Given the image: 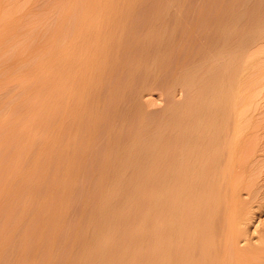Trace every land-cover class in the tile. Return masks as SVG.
<instances>
[{
	"label": "rangeland",
	"instance_id": "rangeland-1",
	"mask_svg": "<svg viewBox=\"0 0 264 264\" xmlns=\"http://www.w3.org/2000/svg\"><path fill=\"white\" fill-rule=\"evenodd\" d=\"M95 1L97 2V0ZM100 1L101 0H99V2ZM116 1L121 2L120 0H116ZM182 1L183 0H145V1L134 0L136 6H134L135 4L134 3L131 9L129 10V13L132 12V15L131 13L130 15L128 13L129 16L126 19L127 23L131 22L130 23L131 26L125 22V25L127 24V26H124V29L125 28L126 29L123 30L124 33L127 34L123 33L122 35L125 38V40L127 39V41L124 40V42L127 44V48L125 47L126 45L125 43L124 46L122 45L124 39L122 37L123 38L121 40L122 43L120 42L121 46L119 45L117 48L118 50H116V52L118 53L117 56L116 52H114L116 53L114 55V53L110 54L111 52L110 53H108L107 51L104 52V50L101 49V46L106 44V42L103 41L105 39L97 38L95 40V38H93L92 36L86 35L88 32L89 33L91 32L90 31L91 28L89 29L87 27L93 28L94 26L93 31L95 30V28H97V24L95 25L93 23L94 24L93 25L90 22V20L97 21L98 16L101 14L100 16L102 17L103 14L102 8L101 9L99 8L97 10L91 8L89 9V7H84L85 6L84 3H86V0H73V1L72 0L71 1L70 0H0V264H76L74 263V261L78 262V260L80 259L79 256L81 257V259L79 260L78 264H84L83 262H85V264L86 263L87 264H114V263L141 264V262L144 264L147 263L150 264V262L151 264L157 263L161 254H160V250L158 251L157 249L159 248V246L153 245L155 243H154V235H153L154 231L152 229L153 227H155L154 226L155 222L152 221L154 220V216L151 213H149V212L153 213V211H151L153 209H151V205L149 204H151L150 199L153 197L152 195H155V197L156 196L159 197V198L157 197L158 199L157 203H158L163 199L162 196L165 194V191L164 190L162 191V187L160 186L161 185L160 183L161 178L159 177L160 174H157L158 172L157 170H159L160 166H158V168L156 166V164L157 165L160 164L159 161H161V159L160 158L158 159V157L156 158L151 157L152 159L148 160V162H146L147 164L145 163L144 168L140 163L142 160L141 157L144 154V152H146L148 149L150 150L151 147L152 149L155 147H159V149L155 148L154 150L155 151L160 150L161 153L159 151L158 153H160L161 156L162 154L169 156V154L172 152V149H174V146L176 147V137L178 134V129L176 125L177 120L174 116H177L178 111L176 110H178V108L175 107H179L177 102L182 101L187 95L185 94V90L182 89L180 84L179 85L175 84L177 83V81L174 78L178 73L177 64H179L180 61H182L183 59V57L181 58V55L184 56L185 54H188L191 57L192 51L197 47V45L202 43L199 42V40L194 37H192L193 38L192 43H189V41L191 42L192 38L188 36L186 39V37L184 38V36L180 34L181 32L179 33V31H182V29H180V25H182L181 26L182 28L183 25L186 26L185 23L188 22L187 26H190L191 24L193 25L192 27L195 26L196 28L198 27L199 24L198 27L199 30L201 29V31H203L202 27L203 29L206 27L200 25V23L202 24V22H204L205 24L203 23V25L209 26L208 27L209 29L208 28L206 29L210 30V28H212V26L215 25L212 23H217V21L215 20L216 19L215 16L218 17V13H219L218 10H220L221 7L222 9L220 11L222 12L226 9L225 10L226 12L225 11L224 12L226 13V16H228L229 12L231 11L230 7L232 8L231 5H233V7H235L236 9H238L239 7L240 10L239 15H241L239 19L237 17L236 18L237 20H235L236 23L238 21L237 25L235 24V21L229 25L231 26V31L237 30L238 28L237 30L238 32L240 31L241 33L242 32L245 33L251 27L250 25L249 28L247 29L248 27L247 25H249V23H252L253 26V24L257 20L261 18L264 19L262 16L264 15V12L262 13V11H264L263 0H259V1L258 0H243V1L242 0H236V1L235 0H229V1L228 0H222V1L221 0H210V1L186 0L183 1V3ZM231 1H234L235 3L234 4L231 3L230 5L229 2ZM240 2L242 5L244 4L243 7H240L241 6ZM78 3L83 5L80 4L78 5ZM227 3H229L228 4L230 6L229 8L228 5H226ZM237 3H239L240 5H238ZM256 3L258 5H255ZM213 4L216 5L214 6ZM224 4L226 5V8L223 9V6L225 7ZM235 4H237L238 6H236ZM246 5L247 7H249L248 10H246L247 9ZM185 6L186 8H184ZM189 6H190V10H189ZM197 7L198 8L200 7V9H202L201 18L205 17L204 19L205 21H203V19H200L202 21H200L199 23L195 21L197 19V18L195 19V16L197 17L196 14L198 9ZM73 8H75L76 10H74ZM227 8L230 10L227 11L228 10ZM250 8H252V11L254 10L253 15L250 13L252 12L249 10ZM79 9H81V11ZM138 9L139 11H137ZM150 10L153 11L151 12ZM205 11L207 14L205 13ZM190 12H193V14H191ZM91 13L95 18H92ZM223 13H219L218 18H221V20L217 19L219 20L218 22L227 21L225 19L227 17H224ZM180 14L183 15L181 16ZM211 14H213L212 20H211V16H212ZM220 14H223V16L221 15L220 17ZM148 15H150L151 17L150 20L148 18L149 17ZM253 16H256L255 19L256 21H254V18L252 19ZM258 16L260 18L257 19ZM222 17L224 19H222ZM240 18L241 19L243 18L245 21L243 19L241 20ZM249 18L250 20L252 19L253 21L250 22ZM206 19L208 20L206 21ZM209 20H211V22ZM166 21H168L169 23ZM177 21L180 22V24ZM240 21H242L243 24ZM208 22L211 23L212 25H209ZM135 23L137 24V26ZM158 23H161L162 25ZM195 23L197 24V26ZM233 23L235 26L232 25ZM129 26L131 27V29H128ZM85 27L88 30L85 29ZM144 27L145 28L150 27L148 28L150 33L148 32V34L143 35V33H145V31L148 30V29L145 30ZM241 27L243 28L241 29ZM198 28L196 29L198 30ZM173 29L175 30L173 31ZM206 29H204V31H206ZM243 29L244 31H242ZM262 29L264 30V28ZM262 29H261V35L259 39H257L258 41L256 40L252 42L254 44V47H252L253 45L251 47L249 46L252 50L249 47H248L249 50L248 48H246L245 49L246 51H243L242 54L239 56V58H241L240 59L241 61L239 60V58L236 59L237 63L235 62L236 63L235 66L236 65L237 66L235 67L233 65L234 66L233 68L235 69L233 70L232 68V73L230 72L231 73L230 75L232 74L234 75L235 72L234 77L232 78V76L229 75L230 78L232 79L229 80L228 78V83L230 82L228 93L229 95L234 94L232 95V97L228 95L229 96L228 107L232 98H234V100H232L233 104H235L237 100L238 102L239 101L240 102L239 103L237 102L236 103L237 105L235 104V108L233 107L234 105L233 106L230 105V108L231 106L233 107L231 108V111L234 112V110L232 109H237L240 107V105L241 107L239 109L241 110L237 109L239 111V114L238 111H235L233 114H231L230 108H228L229 110H227L228 111L227 114L230 113L232 117L230 116V114L227 115L226 126L228 125L229 127L227 126L228 128L226 129L225 126L226 132L224 131V134L226 133L225 134L226 136L228 134V137L230 135L231 136L229 138H226L224 136V144L223 147H221L222 150L220 152L221 154L218 159L219 162L217 163L216 166L217 168L216 172L218 171V176H219V178L217 177V179H219L217 180L218 183H220L223 179H225V181L224 180L222 181V184L220 183V188L223 187V192L222 190L221 192L227 196L225 197L222 194V197H224L222 198L223 202L224 203L226 201L229 202L230 199L228 196H233V198H231L229 203L226 202L229 210L227 211L230 212L229 206H231L233 212L235 211L233 210L235 208L237 211L234 212L235 215L234 213L231 214L232 212L228 213L226 211L229 220L226 219L227 216L226 213H224L225 208L222 209L224 214H222L220 208L216 216V221H215L216 232L214 230V234L216 235V237L218 236L217 237L218 239L214 238L215 237L214 235L213 241L218 243V245L214 243L216 246L213 245V247L215 248H212L210 250V254L212 256L214 255L213 257L216 256L215 259L217 261V264H264V32ZM168 30L170 31L172 30V31L170 32ZM79 31L80 32L84 31V34H82L83 32L79 33ZM159 31L161 34L159 33L158 35ZM176 31L179 33V35ZM237 31H232L233 33L232 32L231 33L232 34L235 33V35L237 36L242 35L239 34ZM164 35L168 38V41L170 40V43L168 41H165L166 39ZM161 36H163L164 38ZM89 37L90 39H88ZM182 37H183V41L185 40L187 42L184 41L185 42L184 43L182 40H179L182 39ZM148 42H150V44ZM163 42H167V44L165 45V43L163 44ZM177 42L179 44L181 42V45L183 44L184 45L181 47V45H178ZM194 42H197L199 44ZM188 43L191 45H189ZM153 44L155 45V47L153 46ZM185 44H187L186 45L187 48L189 45V48L188 49L186 48V50L189 51L191 50L190 52L184 49ZM140 45L143 47L142 50L144 54L141 50L142 47ZM158 45L159 48L160 47L162 48V49L160 48L161 50L157 48ZM255 45L257 47H255ZM122 46L124 47V49L122 48ZM92 48H94L95 51H93ZM179 48L182 54L178 50ZM145 49L146 52L144 51ZM163 49L166 50L164 51ZM169 49L170 50L173 49V51L175 50L174 51L175 53L170 51ZM183 49L184 51H186V53L183 52ZM119 50L120 52H118ZM253 50H255L256 52H254ZM171 53L172 54L174 53L173 54L174 56ZM98 54L100 55L104 54V55L100 56ZM128 54L130 57L128 56ZM156 55L158 61L157 59H154L155 61H153V58H155ZM107 56L109 57L111 56V57L109 58ZM144 56L146 57V59ZM95 57L100 58L101 60H106L110 64H108V67L105 68L107 69L106 71L104 69V72L106 73L104 74L103 72V74L101 75L102 76L101 81L99 82L98 86L93 90V89L84 88V84L88 79H90L93 76V72H92V70L94 71L93 60L96 59ZM115 58L117 59V61L115 60ZM135 60L139 61V63L137 62V65L135 64L136 63ZM151 60L153 61V64ZM249 62L251 64H249ZM112 63L113 66L111 68ZM148 63H150V65ZM133 64L136 65L137 67L134 66ZM241 65H243L244 67H246L247 65V67L244 68ZM250 65L253 66L251 67ZM87 66L88 67L92 66L93 68L92 67L87 68ZM147 66L150 67L147 68ZM168 66L171 68H169ZM241 67L243 68L241 69ZM151 68H153V70L150 71L149 74L148 70H151ZM109 69L112 70V72ZM127 73H130V75ZM133 73L135 74V76ZM236 73L237 74L241 73V74H238L237 76ZM144 76L145 79H143ZM240 78L242 79L239 80ZM243 81L245 84L243 83ZM232 82L235 83L236 86H234ZM112 84H114L116 88L112 86ZM132 86L134 88H132ZM241 86L243 87L241 88ZM238 87L241 88V90H239ZM100 88L101 90H99ZM110 90L111 92H109ZM83 91L85 92V94L83 93ZM131 92L133 93L130 94ZM90 94L91 96L93 95L94 98L90 96L88 97V95ZM86 96L88 97V99L86 98ZM238 96L240 97L241 100L239 99ZM126 97L128 99H126ZM94 101L95 102L97 101V103H95ZM81 103H83L82 106ZM87 109L89 112L87 111ZM170 110L173 111L170 112ZM130 111H132L131 113L132 115H130ZM236 112H237L236 114L237 116L241 114L242 115L237 118V116L235 115ZM94 113H96L98 116L97 120L100 119V116L102 120L101 119L99 121L96 120L94 122L96 123V125L94 124V128H93V129L96 128V131L92 130L91 132H89L88 127L91 123V120L93 119ZM139 114H141L140 116L142 117H140ZM128 115L130 116V118L128 117ZM234 115H235V119H233ZM117 116L119 117V119ZM163 116L165 119V121L163 122L164 128L161 123L162 120H164ZM168 117H170L171 119H169ZM229 117H231L233 120H236L237 122L236 121L234 122L237 125L234 124V122L232 124V121L228 119ZM70 118L71 119L73 118L74 120L73 119L71 120ZM145 118L148 119L146 120ZM166 118H168L171 121H169ZM138 119L139 121L142 120V122L139 123ZM128 120H133V122ZM240 120H242V122ZM173 121L176 123L174 124ZM72 123L75 124V127L73 126ZM114 123L115 124L117 123V125H115ZM156 123L157 124L160 123V124L157 126ZM229 123L231 126L233 125V127H230ZM140 124L143 125L144 129L142 128L143 130H141V133L139 134V136H137L138 140L140 141V142L137 141L139 145L136 144L135 145L136 149L134 148L135 151L138 150L137 153H139V156L136 153L137 154V156H135L136 158L133 157L134 162L135 163L138 162V164H136V166L133 165L134 162L132 159L130 161L131 167L124 166L122 168L123 171L120 170L122 172L119 171L115 174H110L108 169L109 164L107 163H109L110 159H112V155L114 156L116 150H118L120 147H123V145L125 146L126 144L129 143V141L132 139V136L135 134V131H137V129L140 128L139 127L141 126ZM144 124L147 128L148 126L149 128H151V126L152 128L154 127L153 128L154 130L152 128L151 129L148 128V129L151 131L152 130L155 131V133H157L156 134L157 136L155 135L154 132L150 133V131L148 130L146 131L145 129L147 128L144 126ZM168 124H169L168 126L169 129H167ZM238 124H240L241 127ZM160 126L162 131L159 130L160 128H158ZM237 126L238 128L240 127V129H238ZM129 127L132 129H130ZM231 128L235 129V132H233L234 130H232ZM64 129L67 131H65ZM228 129L230 132L228 131ZM144 130L145 133L143 132ZM163 130L165 133L163 132ZM83 131L84 133H82ZM133 131L134 133H132ZM175 131L177 132L176 134ZM166 132L168 134L167 136H166ZM172 132L174 133L171 134ZM153 133L155 136H153ZM158 133L160 134V137H158L159 136ZM161 133L165 134V136H163L165 137V140L162 137L164 140L163 143L161 142L163 141L161 140L162 139L161 135H163ZM115 134L116 136H114ZM146 134H148L149 136ZM236 134H238L239 137L242 138L239 140V137ZM87 135H90V137ZM172 135L173 137L175 136V138H173ZM126 137L127 139H125ZM145 137H147V141ZM149 137L150 139H148ZM170 140L172 141L170 142ZM109 141L112 143H110ZM121 141L123 144L122 143L120 144ZM152 141H155L156 144L150 146L153 143ZM173 142L175 144L172 145ZM158 143H160L161 146L160 145L158 146ZM168 143H169L168 148L172 147V149L170 148L168 150L167 148ZM234 144L236 146H233V150H231L232 149L231 147ZM242 144H244L245 146H243ZM148 145L150 148L147 147ZM239 145L242 147H240ZM65 146L67 148H65ZM109 147L110 149L108 153L106 151ZM141 147L142 148L144 147L143 150L146 148L147 150L141 151L142 149ZM106 155H109L110 158L109 156ZM222 157L224 159H222ZM226 157L229 158L228 161ZM104 158H108L109 161L106 162V159ZM157 160L159 164L156 163ZM220 161L221 162L223 161L224 164H221ZM239 161H240V166H242L241 171H240L241 167L239 166L238 163ZM153 162L154 164H152ZM225 162L229 163L230 166ZM232 163H234V165ZM226 164L228 166H226ZM126 165H128V163ZM132 165L135 168L132 167ZM139 167L141 170L139 169ZM149 167L150 169L152 168L151 169L152 171L150 169H149L150 171L148 170ZM235 167L237 169H235ZM70 168L72 170H70ZM102 169L105 170L102 171ZM134 169H136L138 175L136 174L137 172ZM64 172L66 173V175ZM127 172H129L130 175ZM148 174H150V176L152 175L153 176L150 177L148 176ZM155 174L157 177H155ZM101 175H103L104 177H101ZM110 175H114V176H110ZM133 177L136 178L139 177V178H137L136 180V178ZM108 178L111 180H109ZM154 178H157V180L159 178L158 180L159 182L157 183L156 179ZM230 178L234 181H232ZM146 181L148 182V184ZM223 182L225 183L224 186H223ZM132 183L136 184V185H132L133 188L131 186ZM152 185L155 187L152 188L153 187ZM225 185L227 187H225ZM134 186H136V188ZM144 186L146 187V189ZM224 187L226 188V190L224 189ZM149 188H152L151 190L153 189L154 190L151 191ZM114 189L116 190V194L113 192L115 191ZM132 189L134 193L132 192ZM136 189L137 191H135ZM129 190L131 192H129ZM232 190H234V192L236 193H233ZM112 193H114L115 196L114 195L111 196ZM130 193L132 194V196ZM232 193L233 195H231ZM126 195H129L130 197ZM125 196L126 198L124 199ZM111 197H113V199H111ZM100 198L107 199L105 201H108V208L106 205L104 209L103 208L100 209L101 204L104 202ZM227 198L229 200H227ZM109 200L111 203L109 202ZM146 201L147 203H145ZM230 203H232V205H228ZM47 204L48 206L52 204V206L48 207ZM158 204H157V208H159ZM61 205L63 206L61 207ZM97 205L98 208L96 207ZM233 205L234 207L235 206L237 207L232 208ZM89 207H91V209ZM101 210H103V212H101ZM60 212L62 213L60 214V216L62 215L61 217L57 215V213L59 214ZM99 213L100 215L98 216L97 214ZM141 213L144 214V216L141 215ZM146 213H148L152 219ZM110 214L115 215V217L111 216ZM221 214L225 216L221 217ZM55 215L57 217V218L55 217L56 219L54 218ZM102 217L103 219H101ZM113 217H114V221H113ZM121 217H123V219H121ZM147 217H149V219ZM95 220L98 221V223H100V221L102 220L103 223L105 222V224L103 223L98 224L96 223ZM151 221L154 224L151 223ZM222 221L226 224L227 223L230 224L229 227L231 228V229H227L229 232L227 233L226 231L227 235L224 234V236H223L224 232L222 233L221 231H224L223 228L228 225H225ZM231 222H233L232 225ZM55 223L57 225H55ZM146 224L149 226L148 230L147 229L146 230L149 233L150 239L148 238L149 237L148 233L145 231V229H143V227L146 226ZM115 225L117 226V228ZM123 225L124 227H122ZM112 231L114 233H112ZM71 233L72 234L74 233V235H72ZM128 233L131 235H129ZM124 238L125 240H123ZM94 240H96L97 242H95ZM124 241H126L127 243ZM96 245H98V247H96ZM107 245L110 246L107 247ZM122 245H124V247L126 246V248L120 247ZM219 245L220 247H218ZM147 246L151 247L152 249L148 248ZM137 249H139V251ZM131 250L133 254L130 253ZM215 250L217 251V253ZM113 251L114 252L119 251V252L114 253ZM195 251L198 253V250ZM103 252L105 254L104 256H103ZM124 253H126L127 256ZM137 253L138 255H136ZM134 254L136 255V257ZM145 254L151 257L149 256L147 257ZM82 255H84L85 257L87 255V258H85ZM124 255L126 256V259ZM102 256L107 258H103ZM118 256H120V258ZM130 256L132 257L130 258ZM155 256H157V258ZM194 256H197V254L195 253ZM221 256H223L222 257L223 260L221 259ZM77 257L79 259H77ZM109 259L112 261L110 262ZM133 259L134 260L137 259V260L134 261Z\"/></svg>",
	"mask_w": 264,
	"mask_h": 264
},
{
	"label": "bare ground",
	"instance_id": "bare-ground-1",
	"mask_svg": "<svg viewBox=\"0 0 264 264\" xmlns=\"http://www.w3.org/2000/svg\"><path fill=\"white\" fill-rule=\"evenodd\" d=\"M71 1V0H70ZM73 1V0H72ZM121 2H118V1H116V0H101L100 2H99V0H97V2L95 1V0H86V3H84L85 4V6L84 7H89V9L91 8V9H103L102 11H103V14H102V17L99 15L98 16V18H97V16H96V18H97V21H91L90 20V22L93 24H97V28H95V30L93 31V29H94V26H93V28L92 27H87V28H91V32L89 33L88 31V33L86 34L87 36L88 35H90V36H92L93 38H95V40L97 39V38H101V39H105V40H103V41H105L106 42V44L105 45H103V46H101V44H100V46H101V49H103L104 50V52H108V53H110V54H112V53H114V52H116V50H118L117 48H118V46L120 45V42H121V40L124 38L122 35H123V33H124V30L126 29H124V26H127V24H129L130 25V23L131 22H129V23H127L126 22V19H127V17L130 15V13H131V15H132V12H130L129 13V10L131 9V7L133 6V4L135 3L134 2V0H120ZM137 1H139V0H137ZM143 1V0H142ZM145 1V0H144ZM183 1H186V0H183ZM183 1H182V3H183ZM210 1V0H209ZM222 1V0H221ZM229 1V0H228ZM236 1V0H235ZM243 1V0H242ZM259 1V0H258ZM257 1V2H258ZM264 1V0H263ZM78 2V1H77ZM77 2H75V3H77ZM202 2V1H201ZM214 2V1H213ZM226 2V1H225ZM261 2V1H260ZM61 3V2H60ZM59 3V4H60ZM82 3V2H81ZM198 3V2H197ZM210 3H212V2H210ZM209 3V4H210ZM215 3V2H214ZM222 3V2H221ZM230 3V5H231V3H235L234 1H231V2H229ZM229 3H227L226 5H228ZM244 3V2H243ZM250 3H251V1H250ZM253 3H254V1H253ZM80 3H78V5H79ZM159 4V3H158ZM178 4V3H177ZM176 4V5H177ZM181 4V3H180ZM186 4V3H185ZM205 4V3H204ZM238 5H240L241 4V2H240V4L239 3H237ZM237 4H235L236 6H238ZM247 4H248V2H247ZM58 5V4H57ZM62 5V4H61ZM80 5H83V4H80ZM144 5V4H143ZM160 5V4H159ZM165 5V4H164ZM214 5V4H213ZM212 5V6H213ZM216 5V4H215ZM214 5V6H215ZM225 5V4H224ZM226 5H225V7L223 6V9L224 8H226ZM234 5V6H235ZM244 5V4H243ZM243 5L241 4V6L240 7H243ZM251 5H253V4H251ZM255 5H258L257 3L255 4ZM134 6H136V3L134 4ZM146 6V5H145ZM163 6V5H162ZM181 6V5H180ZM179 6V7H180ZM191 6V5H190ZM190 6H189V10H190ZM206 6H208V5H206ZM211 6V7H212ZM232 6V8H234V9H232L229 5H228V8L230 7V9H231V11L229 12V14H228V16H226V9L222 12V11H220L221 9H222V7L220 8V10H218V12L219 13H223L224 14V17H227V18H225L227 21H224V20H222V21H224V22H218L219 20H221V18H218L219 17V13H218V17L217 16H215L216 17V21H217V23H212V24H215L214 26H212V28H210V30H208L209 28V26H207V25H203V23L204 22H202V24L200 23V25H202V26H204V27H206V28H208V29H206V28H204V29H206V31H204V29H203V27H202V30L204 31H201V29L199 30V24H198V27H196V28H198V30L195 28V26L194 27H192L193 25H191L190 24V26H187L188 24V22H187V19H186V22L187 23H185L186 24V26L185 25H183V27L181 28V26L182 25H180V29H182V31H179V33L182 35V36H184V38L186 37V39H187V37L189 36V37H194V38H197L198 40H199V42H202V43H197V42H194V43H197V44H199V45H197V47L195 48V47H193V48H195L193 51H192V54L191 53H189L190 51L189 50H186V45L187 44H185V50L186 51H189V52H187V53H189V54H191V57L188 55V54H185L184 56L183 55H181L182 54V52L180 51V48L178 49L180 52H181V58L183 57V59H182V61H180V63L179 64H177L178 65V73H177V75H176V77L174 78V79H176V81H177V83H175V84H180L181 85V87H182V89H184L185 90V94H187L186 96H185V98L182 100V101H180V102H177L178 103V106L179 107H175V108H178V110H176V111H178L177 112V116H174L175 118H176V120H177V123L176 122H174L173 121V123L175 124L176 123V125H177V129H178V134H177V137H176V147L174 146V149H172V147H169L168 148V146H169V143H168V145H167V148H168V150L171 148L172 149V152L169 154V156H167V155H164V154H162V156L160 155V153H161V151L160 150H158L160 153H158V151H155L154 149L155 148H158L159 149V147H155V148H153L152 149V147H151V149L149 150H147V148L146 149H144V150H147L146 152H144V154L142 155V157H141V165L143 166V168L145 167L144 165H145V163L146 162H148V160H151L152 158H156V157H158V159L160 158L161 159V161H159V163L161 164H159L158 163V160L156 161V163H158L159 165H157L156 164V166H157V168H158V166H160L159 167V170H157L158 172H157V174H160V178H161V181H160V183H161V187H162V191L164 190L165 191V194L162 196V200L161 201H159L158 203L160 204V206H159V204L157 203V201H158V199H157V197L158 196H156L155 197V195H152L153 197L151 198V197H149V198H151L150 200H151V204H149V205H151V209H153V210H151V209H149V210H151V211H153V213L152 212H149V213H151L153 216H154V220H152V221H154L155 222V224L151 221V223H153L154 224V226L155 227H153V231H154V243L155 244H153L154 246L155 245H158L159 246V248H157L158 249V251L160 250V254H161V256H160V258H159V260L157 261V259H156V261H157V263L156 264H217V261H216V256L215 257H213L211 254H210V250L212 249V248H215V247H213V245H215L214 243H216V242H214L213 241V236L215 235L214 234V230H215V232H216V227H215V221H216V216H217V214H218V211L220 210V208H221V211H222V214H224V213H226V211L228 210V207H227V204H226V202L227 203H229L230 202V200H231V198H233V196H228L229 197V199L227 198V200H229V202L228 201H226L225 203L223 202V200H222V198H224V197H222V194L224 195V193H222L223 192V187H221L220 188V183L222 184V181L224 180L225 181V179H223L220 183H218V181L217 180H219V179H217V177L219 178V176H218V171L216 172V166H217V163L219 162L218 161V159H219V157H220V152H221V150H222V148L221 147H223V144H224V136L226 137V138H229L228 137V134H227V136L224 134V131H225V126H226V118H227V115H229V114H227V110H229L228 108H230V105H234L233 107L235 108V104L238 102V100H237V102L235 103V104H233L232 103V100H234V98H232V100H231V102H230V104H229V107H228V97L229 96H231L232 97V95H234V94H230L229 95V84H230V82L228 83V78H229V80H231L233 77H234V75H235V72H234V75L232 74V75H230L231 73H232V68L235 66V64L237 63L236 62V59L237 58H239V56L242 54V52L243 51H246L245 49L246 48H248L249 46L251 47L252 45V47H254V44L252 43V42H254V41H256L257 39H259V37H260V35H261V29L262 28H264V19H259V20H255L256 19V16H253L252 17V19L254 18V21H256L254 24H253V26H252V23H249V25H247L248 27H247V29L249 28V26L251 25V27H250V29L249 30H245L246 32L244 33V32H238L237 30H238V28H237V30H232V31H237L239 34H242V35H239V36H237V35H235V33L234 34H232L233 32L231 31V26H229L232 22H234L235 20H237L236 18L238 17V19H239V17H241V15H239L240 13H239V7H238V9H236L235 7H233V5H231ZM262 6V5H261ZM260 6V7H261ZM77 7V6H76ZM167 7V6H166ZM177 7V6H176ZM183 7V6H182ZM195 7H196V4H195ZM203 7V6H202ZM246 7H247V5H246ZM251 7V6H250ZM254 7V6H253ZM252 7V8H253ZM72 8V7H71ZM135 8V7H134ZM145 8V7H144ZM158 8V7H157ZM184 8H186V6L184 7ZM188 8V7H187ZM198 8V7H197ZM204 8H205V6H204ZM217 8V7H216ZM219 8V7H218ZM227 8V9H228ZM248 8L249 7H247V9L246 10H248ZM252 8H250L249 10L250 11H252ZM69 9V8H68ZM74 10H76L75 8H73ZM179 9V8H178ZM182 9V8H181ZM194 9V8H193ZM208 9V8H207ZM215 9V8H214ZM230 9H228L227 11H229ZM258 9H259V7H258ZM80 11H81V9H79ZM133 10V9H132ZM166 10V9H165ZM180 10V9H179ZM184 10V9H183ZM182 10V11H183ZM201 10L202 9H200V7L197 9V17L195 16V21L197 22V23H199L200 21H202V20H200V19H203V21H205L204 19H205V17L204 18H201ZM236 10H238V11H236ZM137 11H139V9L137 10ZM151 12L153 11V10H150ZM181 11V12H182ZM195 11V10H194ZM217 11V10H216ZM242 11V10H241ZM155 12H156V10H155ZM186 12H187V10H186ZM189 12V11H188ZM214 12V11H213ZM256 12V11H255ZM259 12V11H258ZM257 12V13H258ZM264 11H262V13H263ZM70 13V12H69ZM128 13H129V15H128ZM191 14H193V12H190ZM205 13H206V11H205ZM243 13H244V10H243ZM252 15H253V13H254V10L252 11V12H250ZM260 13V12H259ZM92 14V13H91ZM149 14V13H148ZM157 14V13H156ZM163 14V13H162ZM186 14V13H185ZM207 14V13H206ZM205 14V15H206ZM210 14V13H209ZM215 14H217V13H215ZM223 14H220V17H221V15L223 16ZM242 14V13H241ZM247 14V13H246ZM261 14V13H260ZM69 15V14H68ZM181 15V14H180ZM183 15V14H182ZM181 15V16H182ZM212 16H211V20H212V18H213V14H211ZM243 15V14H242ZM75 16H76V14H75ZM79 16V15H78ZM149 17V20H150V15H148ZM185 16V15H184ZM183 16V17H184ZM189 16V15H188ZM250 16V15H249ZM263 16V18H264V15H262ZM69 17V16H68ZM67 17V18H68ZM145 17V16H144ZM180 17V16H179ZM182 17V18H183ZM192 17H193V15H192ZM248 17V16H247ZM251 17V16H250ZM71 18V17H70ZM74 18H76V17H74ZM83 18V17H82ZM92 18H95L94 16H93V14H92ZM137 18V17H136ZM165 18V17H164ZM181 18V19H182ZM207 18H209V17H207ZM258 18H260L259 16L257 17V19ZM89 19V18H88ZM145 19V18H144ZM153 19V18H152ZM160 19V18H159ZM161 19H162V17H161ZM160 19V20H161ZM217 19H219V20H217ZM222 19H224L223 17H222ZM241 19V18H240ZM243 19V18H242ZM241 19V20H242ZM250 20V18H249V20H250V22L251 21H253V20ZM87 20V19H86ZM134 20H135V18H134ZM165 20V19H164ZM175 20H176V18H175ZM192 20V19H191ZM194 20V19H193ZM208 19H206V21H207ZM211 20H209L210 22H211ZM244 20V19H243ZM76 21V20H75ZM128 21V20H127ZM130 21V20H129ZM144 21H146V20H144ZM159 21V20H158ZM172 21V20H171ZM179 21V20H178ZM177 21V22H178ZM245 21V20H244ZM243 21V22H244ZM80 22V21H79ZM83 22V21H82ZM125 22L127 23L126 25H125ZM137 22V21H136ZM141 22V21H140ZM166 22H168V21H166ZM176 22V21H175ZM183 22V21H182ZM213 22H215V21H213ZM241 23H242V21H240ZM147 23H148V21H147ZM155 23V22H154ZM162 23V22H161ZM161 23H158V24H161ZM169 23V22H168ZM173 23V22H172ZM179 24H180V22H178ZM209 23V22H208ZM208 23H206V24H208ZM237 23H238V21H237ZM237 23H236V21H235V24L237 25ZM240 23V24H241ZM78 24V23H77ZM93 24V25H94ZM136 24V23H135ZM163 24H164V22H163ZM174 24H176V23H174ZM192 24H193V21H192ZM196 24V23H195ZM205 24V23H204ZM211 23H209V25H212ZM243 24V23H242ZM88 25V24H87ZM162 25V24H161ZM170 25H171V23H170ZM178 25V24H177ZM176 25V26H177ZM232 25H234V23L232 24ZM239 25V24H238ZM89 26H92V25H89ZM131 26V25H130ZM129 26V27H130ZM133 26V25H132ZM136 26H137V24H136ZM140 26V25H139ZM152 26V25H151ZM155 26V25H154ZM169 26V25H168ZM167 26V27H168ZM196 26H197V24H196ZM235 26V25H234ZM246 26V25H245ZM81 27V26H80ZM128 27V29H131V27L129 28ZM178 27V26H177ZM240 27V26H239ZM79 28V27H78ZM82 28V27H81ZM86 27H85V29H87ZM140 28V27H139ZM145 28V27H144ZM148 28H150V27H148ZM147 27L145 28V30L146 29H148ZM153 28H155V27H153ZM159 28H160V26H159ZM175 28V27H174ZM243 27H241V29H242ZM124 29V30H123ZM138 29V28H137ZM158 29V28H157ZM165 29V28H164ZM171 29H172V27H171ZM235 29V28H234ZM240 29V28H239ZM245 29V28H244ZM244 29L242 30V31H244ZM82 30V29H81ZM88 30V29H87ZM144 30V31H145ZM151 30H152V28H151ZM150 30V31H151ZM154 30V29H153ZM175 29H173V31H174ZM263 30V29H262ZM127 31V30H126ZM141 31H142V29H141ZM140 31V32H141ZM162 31V30H161ZM168 31H170V30H168ZM172 31V30H171ZM170 31V32H171ZM81 32H83L82 34H84V31H81ZM80 31H79V33H81ZM131 32V31H130ZM129 32V33H130ZM148 32H149V29L148 30H146L145 31V33H143V35L145 34H148ZM177 32V31H176ZM232 32V33H231ZM236 32V33H237ZM263 32H264V30H263ZM262 32V33H263ZM142 33V32H141ZM150 33V32H149ZM152 33V32H151ZM159 33H160V31L158 32V35H159ZM173 33V32H172ZM171 33V34H172ZM178 33V32H177ZM179 33H178V35H179ZM124 34H127V33H124ZM161 34V33H160ZM165 34V33H164ZM180 35V36H181ZM125 36V35H124ZM142 36V35H141ZM165 36V35H164ZM173 36V35H172ZM179 36V37H180ZM86 37V36H85ZM123 37V38H122ZM134 37V36H133ZM137 37V36H136ZM157 37V36H156ZM161 37H163V36H161ZM169 37V36H168ZM171 37V36H170ZM176 37V36H175ZM143 38V37H142ZM164 38V37H163ZM84 39V38H83ZM88 39H90V37L88 38ZM165 41H168V38L165 36ZM171 39V38H170ZM178 39V38H177ZM190 39V38H189ZM85 40H87V39H85ZM94 40V41H95ZM124 40H125V38L123 39V43H122V45L124 46ZM148 40V39H147ZM150 40V39H149ZM162 40V39H161ZM164 40V39H163ZM173 40V39H172ZM171 40V41H172ZM179 40H182L183 41V37H182V39H179ZM179 40H177V41H179ZM192 40H193V38L191 39V42L189 41V43H192ZM93 41V40H92ZM125 41H127V39L125 40ZM156 41V40H155ZM159 41V40H158ZM181 41V42H182ZM185 41V40H184ZM183 41V42H184ZM197 41V40H196ZM258 41V40H257ZM83 42V41H82ZM169 43H170V40L168 41ZM181 42H180V44L178 43V45H181ZM185 42H187V41H185ZM184 42V43H185ZM103 43V42H102ZM149 44H150V42H148ZM165 43V45L167 44V42H163V44ZM173 43V42H172ZM188 43V44H189ZM104 44V43H103ZM126 44V43H125ZM138 44H140V43H138ZM158 44V43H157ZM161 44V43H160ZM169 45V44H168ZM175 45V44H174ZM177 45V46H178ZM184 45V44H183ZM183 45H181V47L183 46ZM189 45H191V44H189ZM189 45H188V48H189ZM256 45H257V43H256ZM255 45V47H257ZM99 46V45H98ZM121 46V45H120ZM122 46V48L124 49V47ZM141 46V45H140ZM139 46V47H140ZM153 46L155 47V45L153 44ZM161 46V45H160ZM164 46V45H163ZM170 46H171V44H170ZM176 46V45H175ZM193 46V45H192ZM195 46V45H194ZM79 47V46H78ZM82 47V46H81ZM95 47V46H94ZM125 47L127 48V44L125 45ZM142 47V46H141ZM146 47V46H145ZM179 47V46H178ZM249 47V48H250ZM96 48V47H95ZM98 48V47H97ZM129 48V47H128ZM147 48H149V47H147ZM157 48H159V45H158V47ZM156 48V49H157ZM161 48V47H160ZM159 48V49H160ZM167 48H169V47H167ZM166 48V49H167ZM187 48V49H188ZM249 48H248V50H249ZM93 49V51H95L94 50V48H92ZM100 49V50H101ZM120 49H121V47H120ZM143 49V47L141 48V50ZM162 49V48H161ZM160 49V50H161ZM165 49V50H166ZM184 49H183V52H185L186 53V51H184ZM191 49V48H190ZM251 49V48H250ZM82 50V49H81ZM90 50V49H89ZM89 50H88V53H89ZM98 50V49H97ZM96 50V51H97ZM139 50V49H138ZM155 50V49H154ZM159 50V51H160ZM164 50V49H163ZM164 50V51H165ZM170 50V49H169ZM252 50V49H251ZM251 50H250V53H251ZM256 50V49H255ZM255 50H253L254 52H256ZM91 51V50H90ZM123 51V50H122ZM145 52H146V49L144 50ZM151 51V50H150ZM149 51V52H150ZM158 51V52H159ZM170 51H172V52H174L173 51V49L172 50H170ZM260 51V50H259ZM84 52V51H83ZM92 52V51H91ZM103 52V51H102ZM101 52V53H102ZM118 52H120V50L118 51ZM142 52H143V50H142ZM249 52V51H248ZM248 52H247V54H248ZM98 53V52H97ZM117 53V52H116ZM116 53H114V55L116 54ZM126 53H127V51H126ZM141 53V52H140ZM167 53V52H166ZM175 53V52H174ZM173 53V54H174ZM253 53V52H252ZM105 54V53H104ZM104 54H101L102 56L104 55ZM109 54V55H110ZM133 54V53H132ZM143 54H144V52H143ZM150 54V53H149ZM169 54V53H168ZM172 54V53H171ZM172 54V55H173ZM184 54V53H183ZM97 55V54H96ZM98 55H100V54H98ZM100 55V56H101ZM106 55H108V54H106ZM139 55V54H138ZM151 55V54H150ZM94 56V55H93ZM113 56V55H112ZM117 56H118V53H117ZM120 56V55H119ZM128 56H129V54H128ZM143 56V55H142ZM141 56V57H142ZM174 56V55H173ZM249 56V55H248ZM251 56V55H250ZM105 57V56H104ZM107 57H109V56H107ZM111 57V56H110ZM109 57V58H110ZM130 57V56H129ZM140 57V56H139ZM145 57V56H144ZM154 57V56H153ZM170 57H172V56H170ZM247 57V56H246ZM96 59L95 60H93V63H94V71L92 70V72H93V76L90 78V79H88V78H86V79H88L87 81H86V83L84 84V88H87V89H93L94 90V88H96L97 86H98V84H99V82L101 81V75L103 74V72H104V69L106 68V67H108V64H110V63H108L106 60H101L100 58H97V57H95ZM148 58V57H147ZM161 58V57H160ZM164 58V57H163ZM104 59V58H103ZM106 59V58H105ZM145 59H146V57H145ZM152 59V58H151ZM154 59H157V55H156V57L155 58H153V61H155ZM174 59V58H173ZM241 58H239V60H240ZM249 59V58H248ZM87 60V59H86ZM115 60L117 61V59L115 58ZM130 60V59H129ZM150 60V59H149ZM161 60V59H160ZM239 60H237V61H239ZM251 60V59H250ZM82 61H83V59H82ZM114 61V60H113ZM133 61V60H132ZM136 61V65H137V62L139 63V61H137V60H135ZM147 61V60H146ZM152 61V60H151ZM150 61V62H151ZM153 61H152V64H153ZM157 61H158V59H157ZM170 61V60H169ZM241 61V60H240ZM247 61H249V60H247ZM246 61V62H247ZM91 62V61H90ZM125 62V61H124ZM160 62V61H159ZM163 62V61H162ZM165 62V61H164ZM236 62V63H235ZM92 63V62H91ZM117 63V62H116ZM119 63V62H118ZM146 63V62H145ZM176 63V62H175ZM242 63V62H241ZM244 63H245V61H244ZM90 64V63H89ZM88 64V65H89ZM149 65H150V63H148ZM155 64H157V63H155ZM167 64V63H166ZM243 64V63H242ZM249 64H251L250 62H249ZM249 64H248V67H249ZM253 64V63H252ZM91 65V64H90ZM134 65V64H133ZM136 65H134V66H136ZM140 65V64H139ZM147 65V64H146ZM145 65V66H146ZM163 65H164V63H163ZM234 65V66H233ZM112 66H113V63H112V65H111V68H112ZM143 66V65H142ZM154 66V65H153ZM237 66V65H236ZM235 66V67H236ZM241 66H243V65H241ZM251 66V65H250ZM253 66V65H252ZM251 66V67H252ZM89 67H92V66H89ZM88 66H87V68H89ZM116 67H118V66H116ZM133 67V66H132ZM137 67V66H136ZM150 67V66H149ZM148 66H147V68H149ZM152 67V66H151ZM165 67V66H164ZM169 67V66H168ZM177 67V66H176ZM244 67V66H243ZM243 67H241V69L243 68ZM246 67H247V65H246ZM246 67H244V68H246ZM93 68V67H92ZM91 68V69H92ZM114 68V67H113ZM154 68V67H153ZM153 68H151V70H148V72H149V74H150V71H152L153 70ZM169 68H171V67H169ZM237 68H239V67H237ZM123 69V68H122ZM133 69H135V68H133ZM140 69V68H139ZM142 69H143V67H142ZM173 69V68H172ZM175 69V68H174ZM235 68H233V70H234ZM107 69H105V71H106ZM110 70V69H109ZM108 70V71H109ZM114 70V69H113ZM117 70V69H116ZM128 70V69H127ZM131 70V69H130ZM129 70V71H130ZM158 70H159V68H158ZM240 70V69H239ZM238 70V71H239ZM249 70V69H248ZM111 72H112V70H110ZM176 71H177V69H176ZM237 71V72H238ZM133 72V71H132ZM132 72H130V73H132ZM138 72V71H137ZM155 72V71H154ZM153 72V73H154ZM158 72V71H157ZM231 72V73H230ZM90 73H91V71H90ZM106 72H104V74H105ZM113 73H114V71H113ZM126 73V72H125ZM130 73H127V74H129L130 75ZM141 73H142V71H141ZM152 73V72H151ZM168 73H170V72H168ZM173 73V72H172ZM134 74V73H133ZM137 74V73H136ZM140 74V73H139ZM146 74H147V72H146ZM158 74V73H157ZM160 74V73H159ZM238 74H241V73H238ZM238 74L236 73V75L238 76ZM113 75V74H112ZM125 75V74H124ZM132 75V74H131ZM232 76V78H230V76ZM244 75H245V73H244ZM88 76V75H87ZM90 76H91V74H90ZM107 76V75H106ZM111 76V75H110ZM134 76H135V74H134ZM143 76V75H142ZM147 76V75H146ZM158 76V75H157ZM152 77V76H151ZM84 78V77H83ZM141 78V77H140ZM168 78V77H167ZM245 78V77H244ZM79 79H82V78H79ZM85 79V80H86ZM108 79H109V76H108ZM108 79H106V80H108ZM114 79V78H113ZM143 79H145V76H144V78ZM154 79V78H153ZM152 79V80H153ZM242 78H240L239 80H241ZM115 80V79H114ZM125 80V79H124ZM140 80V79H139ZM151 80V81H152ZM238 80V79H237ZM246 80V79H245ZM82 81V80H81ZM126 81H127V79H126ZM129 81V80H128ZM134 81V80H133ZM141 81V80H140ZM233 81H234V79H233ZM85 82V81H84ZM142 82V81H141ZM150 82V81H149ZM106 83V82H105ZM110 83V82H109ZM118 83V82H117ZM128 83V82H127ZM137 83V82H136ZM140 83V82H139ZM166 83V82H165ZM164 83V84H165ZM233 83V82H232ZM242 83V82H241ZM241 83H240V85H241ZM243 83H244V81H243ZM144 84V83H143ZM234 84V86H236V84L235 83H233ZM245 84V83H244ZM110 85V84H109ZM124 85H125V83H124ZM142 85V84H141ZM146 85V84H145ZM171 85V84H170ZM243 85V84H242ZM112 86H114V84H112ZM134 86V85H133ZM132 86V88H134ZM239 86V85H238ZM115 87V86H114ZM113 87V88H114ZM140 87V86H139ZM143 87V86H142ZM170 87V86H169ZM168 87V88H169ZM243 86H241V88H242ZM99 88V87H98ZM110 88V87H109ZM116 88V87H115ZM239 88V87H238ZM241 88H239V90H241ZM111 89V88H110ZM129 89V88H128ZM136 89V88H135ZM135 89H133V90H135ZM138 89V88H137ZM181 89V88H180ZM99 90H101V88L99 89ZM112 90V89H111ZM111 90L109 91V92H111ZM186 92H188V93H186ZM233 92V91H232ZM83 93L85 94V92L83 91ZM100 93V92H99ZM127 93V92H126ZM125 93V94H126ZM133 92H131L130 94H132ZM230 93H231V90H230ZM234 93V92H233ZM237 93V92H236ZM184 94V95H185ZM239 94V93H238ZM237 94V95H238ZM122 95V94H121ZM127 95H129V94H127ZM229 95V96H228ZM240 95V94H239ZM93 97V95L91 96V94L90 95H88V97ZM236 96V95H235ZM88 97L86 96V98L88 99ZM234 97V96H233ZM239 97V96H238ZM81 98H83V97H81ZM94 98V97H93ZM92 98V99H93ZM120 98V97H119ZM125 98V97H124ZM236 98V97H235ZM91 99V98H90ZM126 99H128L127 97H126ZM231 99V98H230ZM239 99H240V97H239ZM112 100V99H111ZM172 100V99H171ZM170 100V101H171ZM236 100V99H235ZM241 100V99H240ZM87 101V100H86ZM121 101V100H120ZM95 102V101H94ZM98 102H100V101H98ZM117 102V101H116ZM130 102V101H129ZM234 102V101H233ZM240 102V101H239ZM238 102V103H239ZM87 103V102H86ZM95 103H97V101L95 102ZM174 103H175V101H174ZM82 104L83 103H81V106H82ZM132 104V103H131ZM122 105V104H121ZM128 105H130V104H128ZM237 105V104H236ZM240 105V104H239ZM96 106V105H95ZM120 106V105H119ZM231 106V108H233ZM128 107V106H127ZM237 107V106H236ZM240 107H241V105H240ZM239 107V108H240ZM81 108V107H80ZM169 108V107H168ZM172 108V107H171ZM231 108H230V111H231ZM239 108H237V109H239ZM124 109H125V106H124ZM127 109V108H126ZM132 109V108H131ZM237 109H232V110H234V112L235 111H238ZM121 110V109H120ZM139 110V109H138ZM239 110H241V109H239ZM87 111H88V109H87ZM95 111V110H94ZM133 111V110H132ZM132 111H130V115H132L131 113H132ZM165 111H167V110H165ZM171 111H173V110H170V112ZM76 112V111H75ZM74 112V113H75ZM78 112H79V110H78ZM89 112V111H88ZM125 112H126V110H125ZM136 112V111H135ZM140 112V111H139ZM233 111H231V114H233L234 113ZM242 112V111H241ZM80 113H82V112H80ZM128 113V112H127ZM168 113V112H167ZM88 114V113H87ZM92 114V113H91ZM174 114H175V112H174ZM173 114V115H174ZM231 114H230V116H231ZM237 114V112L235 113V115ZM238 114H239V111H238ZM141 114H139V116H140ZM168 115V114H167ZM166 115V116H167ZM171 115H172V113H171ZM235 115H234V117H233V119H235ZM242 115V114H241ZM241 115H239V116H241ZM78 116H80V115H78ZM77 116V117H78ZM82 116V115H81ZM90 116V115H89ZM135 116V115H134ZM170 116V115H169ZM237 116V115H236ZM239 116H237V118L239 117ZM83 117V116H82ZM92 117V116H91ZM97 114L96 113H94V116H93V119L91 120V123H90V125H89V127H88V131L89 132H91L92 130H95L96 131V128L95 129H93L94 128V124L96 125V123H94L96 120H97ZM118 117V116H117ZM116 117V118H117ZM128 117L130 118V116L128 115ZM127 117V118H128ZM138 117V116H137ZM140 117H142V116H140ZM160 117V116H159ZM174 117H173V119H174ZM232 117V116H231ZM231 117H229L228 119L230 120V121H232V124H233V122L234 121H236V120H233ZM87 118H90V117H87ZM136 118V117H135ZM144 118V117H143ZM162 118V117H161ZM169 119H171L170 117H168ZM168 118H166V119H168ZM231 118V119H230ZM236 118V119H237ZM71 119V118H70ZM73 119V118H72ZM71 119V120H72ZM80 119V118H79ZM100 119L102 120V118H101V116H100ZM99 119V120H100ZM109 119V118H108ZM118 119H119V117H118ZM142 119V118H141ZM146 119V118H145ZM148 119V118H147ZM146 119V120H147ZM155 119V118H154ZM159 119V118H158ZM163 119H164V116H163ZM168 119V120H169ZM74 120V119H73ZM99 120H97V121H99ZM113 120V119H112ZM121 120V119H120ZM126 120V119H125ZM144 120V119H143ZM156 120V119H155ZM155 120H154V122H155ZM167 120V121H168ZM238 120V119H237ZM88 121V120H87ZM128 121H132L133 122V120H128ZM127 121V122H128ZM136 121V120H135ZM138 121H139V119H138ZM160 121H161V119H160ZM165 121V119L164 120H162V126H163V122ZM169 121H171V120H169ZM228 121V120H227ZM241 122H242V120H240ZM86 122V121H85ZM105 122V121H104ZM113 122V121H112ZM119 122V121H118ZM117 122V123H118ZM121 122V121H120ZM125 122V121H124ZM140 122H142V120L141 121H139V123ZM147 122V121H146ZM153 122V123H154ZM237 122V121H236ZM239 122V121H238ZM241 122H240V124H241ZM97 123H99V122H97ZM117 123L115 124V125H117ZM167 123H169V122H167ZM172 123V122H171ZM171 123H170V125H171ZM231 123V122H230ZM230 123H229V125H230ZM73 124V123H72ZM81 124V123H80ZM131 124V123H130ZM143 124V123H142ZM148 124V123H147ZM146 124V125H147ZM157 124V123H156ZM155 124V125H156ZM160 123H158L157 124V126L159 125ZM166 124V123H165ZM234 124H236L235 122H234ZM240 124H238L239 126H240ZM112 125V124H111ZM125 125H127V124H125ZM141 125V124H140ZM237 125V124H236ZM66 126V125H65ZM73 126L75 127V124H73ZM98 126V125H97ZM106 126V125H105ZM132 126V125H131ZM142 126V127H141ZM141 126H139L140 128H138L137 129V131H135V134L132 136V139L129 141V143L128 144H126L125 146L123 145V147H120L118 150H116V153H114V156L112 155V159H110V161L108 160V158H104V159H106V162H108L109 161V163H107V164H109L108 165V169H109V173L110 174H115V173H117V172H119L120 170H122V168L124 167V166H130V161L133 159V157H135V156H137V154H138V156H139V153H137V151L138 150H136L135 151V145L136 144H138L139 145V143H137V141L138 142H140L139 140H138V138H137V136H139V134L141 133V130H143L144 128H143V125H141ZM144 126H145V124H144ZM166 126V125H165ZM169 124L167 125V129H169ZM228 126V125H227ZM226 126V129L229 127H227ZM235 126V125H234ZM69 127V126H68ZM112 127V126H111ZM123 127V126H122ZM146 127V126H145ZM230 127H233V125L231 126L230 125ZM236 127V126H235ZM241 127V126H240ZM240 127L238 128V126H237V128L238 129H240ZM67 128V127H66ZM70 128V127H69ZM106 128V127H105ZM116 128V127H115ZM130 128V127H129ZM143 128V129H142ZM147 128V127H146ZM148 128H149V126H148ZM145 129L146 131L148 130V131H150V133L151 132H154L155 133V131H153L154 129V127L152 128V126H151V128L153 129L152 131L151 130H149V129H151V128H149V129ZM158 128H160L159 130H161V126L160 127H158ZM163 128H164V126H163ZM174 128H176V127H174ZM173 128V129H174ZM72 129V128H71ZM86 129V128H85ZM100 129V128H99ZM114 129V128H113ZM123 129V128H122ZM121 129V130H122ZM130 129H132V128H130ZM135 129V128H134ZM133 129V130H134ZM156 129V128H155ZM172 129V130H173ZM176 129V130H177ZM232 130H234L233 132H235V129H233V128H231ZM65 130V129H64ZM74 130V129H73ZM82 130V129H81ZM145 130L143 131L144 133H145ZM158 130V129H157ZM165 130V129H164ZM164 130H163V132H164ZM171 130V129H170ZM237 130V129H236ZM65 131H67V130H65ZM87 131V132H88ZM105 131V130H104ZM162 131V130H161ZM228 131H229V129H228ZM238 131H240V130H238ZM79 132V131H78ZM88 132V133H89ZM116 132V131H115ZM119 132V131H118ZM131 132V131H130ZM169 132V131H168ZM226 132V131H225ZM230 132V131H229ZM70 133H71V131H70ZM82 133H84V131L82 132ZM93 133H94V131H93ZM132 133H134V131L132 132ZM149 133V132H148ZM149 133V134H150ZM154 133H153V136H155L157 133H155V135H154ZM159 133H160V131H159ZM158 133V134H159ZM165 133V132H164ZM164 133H161V134H163V135H161V138L163 137V136H165V134ZM170 133V132H169ZM174 132H172L171 134H173ZM177 132L175 131V134H176ZM236 133H237V131H236ZM87 134V133H86ZM91 134V133H90ZM107 134V133H106ZM240 134V133H239ZM81 135V134H80ZM93 135V134H92ZM92 135H91V137H92ZM146 135H148V134H146ZM145 135V136H146ZM152 135V134H151ZM150 135V136H151ZM168 134H167V132H166V136H167ZM233 135V134H232ZM236 135H238V134H236ZM87 136H89L90 137V135H87ZM87 136H86V138H87ZM114 136H116V134L114 135ZM130 136V135H129ZM149 136V135H148ZM157 136V135H156ZM234 136H235V134H234ZM63 137H65V136H63ZM88 137V138H89ZM119 137H121V136H119ZM142 137H144V136H142ZM158 137H160V134H159V136ZM172 137H173V135H172ZM238 137H239V135H238ZM85 138V139H86ZM117 138V137H116ZM123 138V137H122ZM146 138V141H147V137H145ZM145 138H144V140H145ZM154 138V137H153ZM161 138H159V139H161ZM164 138V140H165V137H163ZM163 138L161 139V140H163ZM168 138V137H167ZM173 138H175V136L173 137ZM226 138H225V140H226ZM242 138V137H241ZM240 137H239V140L241 139ZM84 139V140H85ZM92 139V138H91ZM106 139V138H105ZM125 139H127V137L125 138ZM148 139H150V137L148 138ZM159 139H158V141H159ZM233 139H236V138H233ZM80 140V139H79ZM112 140V139H111ZM154 140V139H153ZM157 140V139H156ZM164 140L163 141H161L162 143L164 142ZM173 140V139H172ZM172 140H170V142L172 141ZM230 140H232V139H230ZM118 141V140H117ZM148 141H150V140H148ZM233 141H235V140H233ZM237 141V140H236ZM82 142H83V140H82ZM91 142V141H90ZM110 142V141H109ZM114 142H116V141H114ZM125 142V141H124ZM126 142H127V140H126ZM145 142V141H144ZM153 143L150 145V146H152V145H154V144H156V142L155 141H152ZM160 142V143H161ZM79 143V142H78ZM87 143V142H86ZM110 143H112V142H110ZM109 143V144H110ZM122 143V141L120 142V144ZM160 143H158V146L160 145ZM233 143H235V142H233ZM236 143H238V142H236ZM103 144H104V142H103ZM115 144V143H114ZM123 144V143H122ZM167 144V143H166ZM173 144H175L174 142L172 143V145ZM240 144H241V141H240ZM55 145V144H54ZM65 145V144H64ZM118 145V144H117ZM116 145V146H117ZM145 145H146V143H145ZM243 146H245L244 144H242ZM73 146V145H72ZM106 146V145H105ZM111 146V145H110ZM161 146V145H160ZM164 146V145H163ZM233 146H236L235 144L234 145H232V149L231 150H233ZM240 146V145H239ZM93 147V146H92ZM108 147V146H107ZM147 147H149V145L147 146ZM240 147H242V146H240ZM65 148H67L66 146H65ZM64 148V149H65ZM101 148V147H100ZM105 148V147H104ZM118 148V147H117ZM135 148V149H134ZM142 148V147H141ZM144 148V147H143ZM143 148L141 149V151H144L143 150ZM150 148V147H149ZM63 149V150H64ZM109 149H110V147L107 149V151L106 152H108L109 151ZM137 149H138V147H137ZM229 149V148H228ZM234 149H237V148H234ZM239 149H241V148H239ZM238 149V150H239ZM96 150V149H95ZM115 150V149H114ZM162 150V149H161ZM230 150V149H229ZM113 151V150H112ZM236 151V150H235ZM241 151V150H240ZM70 152V151H69ZM74 152V151H73ZM78 152V151H77ZM163 152V151H162ZM167 152V151H166ZM237 152V151H236ZM242 152V151H241ZM94 153V152H93ZM92 153V154H93ZM109 153V152H108ZM137 153V154H136ZM165 153V152H164ZM82 154V153H81ZM167 154V153H166ZM110 155V154H109ZM109 155H106V156H109ZM87 156V155H86ZM152 157V158H151ZM224 157V156H223ZM222 157V159H224ZM97 158V157H96ZM109 158H110V156H109ZM136 158V157H135ZM236 158V157H235ZM93 159H94V157H93ZM139 159V158H138ZM138 159H135V160H138ZM226 159H227V161H228V157H226ZM96 160V159H95ZM156 160V159H155ZM239 160V159H238ZM237 160V161H238ZM225 161V160H224ZM236 161V162H237ZM133 162H134V159H133ZM132 162V163H133ZM221 162V161H220ZM232 162V161H231ZM64 163V162H63ZM76 163V162H75ZM90 163V162H89ZM128 163V165H126ZM225 163H227V162H225ZM239 163V166H240V161L238 162ZM58 164V163H57ZM107 164H106V166H107ZM136 164H138V162H134V164L133 165H135L136 166ZM147 164V163H146ZM152 164H154V162L152 163ZM221 164H224L223 163V161L221 162ZM227 164H229V163H227ZM226 164V166H228ZM233 165H234V163H232ZM242 164V163H241ZM69 165V164H68ZM132 165V167H134ZM232 165V166H233ZM235 165H236V163H235ZM141 166V167H142ZM150 166V165H149ZM225 166V167H226ZM229 166H230V164H229ZM238 166V165H237ZM70 167H71V164H70ZM131 167V166H130ZM148 167V166H147ZM152 167V166H151ZM218 167H219V165H218ZM241 168H240V171H241V169H242V166H240ZM44 168V167H43ZM100 168V167H99ZM135 168V167H134ZM233 168V167H232ZM139 169H140V167H139ZM150 169V167L148 168V170ZM152 169V168H151ZM150 169V170H151ZM221 169H223V168H221ZM224 169H227V168H224ZM235 169H237L236 167H235ZM67 170V169H66ZM70 170H72L71 168H70ZM92 170H93V168H92ZM103 170H105V169H102V171ZM130 170V169H129ZM135 171H136V169H134ZM141 170V169H140ZM149 170V171H150ZM123 171V170H122ZM122 171H120V172H122ZM135 171H134V173H135ZM152 171V170H151ZM225 171V170H224ZM224 171H223V173H224ZM228 171V170H227ZM230 171V170H229ZM239 171V172H240ZM71 172H74V171H71ZM90 172V171H89ZM100 172V171H99ZM125 172V171H124ZM123 172V173H124ZM137 172V171H136ZM156 172V171H155ZM65 173V172H64ZM122 173V174H123ZM129 175H130V173L129 172H127ZM142 173V172H141ZM140 173V174H141ZM147 173V172H146ZM149 173V172H148ZM227 173V172H226ZM62 174V173H61ZM69 174H71V173H69ZM106 174V173H105ZM119 174V173H118ZM117 174V175H118ZM121 174V175H122ZM127 174V175H128ZM137 175H138V172L136 173ZM151 174V173H150ZM150 174H148V176H150ZM63 175V174H62ZM65 175H66V173H65ZM116 175V176H117ZM132 175V174H131ZM135 175V174H134ZM136 175V176H137ZM142 175V174H141ZM225 175V174H224ZM229 175V174H228ZM107 176V175H106ZM110 176H114V175H110ZM124 176H125V174H124ZM153 176V175H152ZM152 176H150V177H152ZM223 176V175H222ZM101 177H104L103 175H101ZM121 177V176H120ZM128 177V176H127ZM140 177V176H139ZM139 177H137V178H139ZM147 177V176H146ZM155 177H157L156 176V174H155ZM96 178V177H95ZM99 178V177H98ZM110 178H112V177H110ZM130 178V177H129ZM132 178V177H131ZM133 178H136V177H133ZM137 178H136V180H137ZM142 178V177H141ZM225 178H226V176H225ZM109 179V178H108ZM114 179V178H113ZM116 179V178H115ZM128 179V178H127ZM152 179V178H151ZM154 179H156V181H157V183L159 182L158 180H159V178H158V180H157V178H154ZM153 179V180H154ZM231 179V178H230ZM229 179V180H230ZM238 179V178H237ZM97 180H99V179H97ZM96 180V181H97ZM109 180H111V179H109ZM119 180V179H118ZM121 180V179H120ZM147 180H148V178H147ZM152 180V181H153ZM221 180V179H220ZM226 180H228V179H226ZM232 180V179H231ZM133 181V180H132ZM149 181H150V178H149ZM156 181H154V182H156ZM232 181H234V180H232ZM98 182V181H97ZM145 182V181H144ZM147 182V181H146ZM102 183V182H101ZM127 183V182H126ZM131 183V182H130ZM119 184V183H118ZM121 184V183H120ZM128 184V183H127ZM147 184H148V182H147ZM224 182H223V186H224ZM63 185V184H62ZM122 185V184H121ZM132 185H136V184H131V186ZM119 186V185H118ZM147 186V185H146ZM153 186V185H152ZM155 186H156V184H155ZM155 186H153L152 188H154ZM159 186V185H158ZM233 186V185H232ZM97 187V186H96ZM117 187V186H116ZM135 188H136V186H134ZM142 187V186H141ZM145 187V186H144ZM225 187H227L226 185H225ZM224 187V189L226 190V188ZM103 188V187H102ZM112 188H113V186H112ZM115 188V187H114ZM121 188V187H120ZM119 188V189H120ZM124 188V187H123ZM132 188H133V186H132ZM134 188V189H135ZM143 188V187H142ZM152 188H149L150 190L152 189ZM159 188V187H158ZM157 188V189H158ZM237 188V187H236ZM118 189V190H119ZM145 189H146V187H145ZM232 189V188H231ZM33 190V189H32ZM115 190V189H114ZM121 190V189H120ZM131 190V189H130ZM129 190V192H131ZM154 190V189H153ZM153 190H151V191H153ZM221 190H222V192H221ZM225 190H224V192H225ZM135 191H137V189L135 190ZM160 191V190H159ZM233 191V193H236V192H234V190H232ZM231 191V192H232ZM101 192H102V190H101ZM115 194H116V190L115 191H113ZM132 192L134 193V191H133V189H132ZM100 193V192H99ZM114 193H112L111 194V196L112 195H114ZM118 193H119V191H118ZM117 193V194H118ZM138 193H140V192H138ZM156 193H158V192H156ZM233 193L231 194V195H233ZM131 194V193H130ZM119 195V194H118ZM124 195V194H123ZM135 195H136V193H135ZM148 195H150V194H148ZM157 195V194H156ZM237 195V194H236ZM99 196V195H98ZM101 196V195H100ZM115 196V195H114ZM126 196H128V197H130L129 195H126ZM126 196L124 197V199L126 198ZM131 196H132V194H131ZM161 196V195H160ZM225 197H227L226 195H224ZM91 197H93V196H91ZM90 197V198H91ZM103 197V196H102ZM127 197V198H128ZM236 197V196H235ZM94 198H96V197H94ZM134 198V197H133ZM148 198V199H149ZM159 198V197H158ZM101 200H103L104 202L101 204V207H100V209H104V207L107 205V208H108V201H105V200H107L106 198L105 199H102V198H100ZM111 199H113V197H111ZM137 199V198H136ZM146 199V198H145ZM226 199V198H225ZM95 200V199H94ZM99 200V199H98ZM121 200V199H120ZM132 200V199H131ZM122 201V200H121ZM129 201V200H128ZM233 201H234V199H233ZM58 202V201H57ZM100 202V201H99ZM109 202H110V200H109ZM127 202V201H126ZM130 202V201H129ZM149 202V201H148ZM97 203V202H96ZM111 203V202H110ZM145 203H147V201L145 202ZM234 203V202H233ZM56 204V203H55ZM59 204V203H58ZM98 204V203H97ZM124 204H125V202H124ZM124 204H122V205H124ZM157 204H158V207L159 208H157ZM226 204V205H225ZM57 205V204H56ZM96 205V204H95ZM132 205V204H131ZM228 205H232V203H230V204H228ZM47 206H48V204H47ZM50 206H52V204L51 205H49L48 207H50ZM63 205H61V207H62ZM92 206H94V205H92ZM121 206V205H120ZM145 206H146V204H145ZM56 207V206H55ZM82 207V206H81ZM97 208H98V205L96 206ZM129 207V206H128ZM227 207V208H226ZM234 207V205L232 206V208ZM235 207H237V206H235ZM234 207V208H235ZM47 208V207H46ZM57 208V207H56ZM59 208V207H58ZM90 209H91V207H89ZM125 208V207H124ZM225 208V210H224V213H223V210L222 209H224ZM229 208H230V212H232L231 214H233L235 211H237L236 210V208L235 209H233V210H235L234 212L232 211V209H231V206H229ZM49 209V208H48ZM237 209H239V208H237ZM46 210V209H45ZM51 210V209H50ZM96 210V209H95ZM121 210V209H120ZM148 210V209H147ZM48 211V210H47ZM56 211V210H55ZM54 211V212H55ZM105 211V210H104ZM116 211V210H115ZM119 211V210H118ZM126 211V210H125ZM229 211V210H228ZM227 211V212H228ZM100 212V211H99ZM101 212H103V210H101ZM117 212V211H116ZM129 212V211H128ZM144 212V211H143ZM147 212V211H146ZM230 212H228V213H230ZM112 213V212H111ZM115 213V212H114ZM239 213V212H238ZM19 214V213H18ZM54 214V213H53ZM60 214H62L61 212L58 214L57 213V215H59L60 216ZM87 214V213H86ZM104 214V213H103ZM103 214H101V215H103ZM146 214H148V213H146ZM221 214V217L222 216H225V215H222ZM236 214H237V212H236ZM98 216L100 215V213L99 214H97ZM111 216H114L115 217V215H113V214H110ZM126 215V214H125ZM141 215H143L144 216V214H142L141 213ZM149 215V214H148ZM234 215H235V213H234ZM44 216V215H43ZM58 216V217H59ZM62 216V215H61ZM60 216V217H61ZM110 216V217H111ZM119 216V215H118ZM127 216V215H126ZM145 216H147V215H145ZM150 216V215H149ZM226 216H227V213H226ZM231 216H233V215H231ZM230 216V217H231ZM56 217V215L54 216V218ZM96 217V216H95ZM104 217V216H103ZM103 217L101 218V219H103ZM114 217H113V221H114ZM123 217H124V215H123ZM123 217H121V219H123ZM57 218V217H56ZM55 218V219H56ZM97 218V217H96ZM105 218V217H104ZM126 218V217H125ZM124 218V219H125ZM130 218V217H129ZM142 218V217H141ZM148 219H149V217H147ZM150 218H151V216H150ZM21 219V218H20ZM98 219V218H97ZM118 219V218H117ZM127 219V218H126ZM152 219V218H151ZM150 219V220H151ZM226 219H228V216H227V218ZM88 220V219H87ZM90 220V219H89ZM149 220V221H150ZM229 220V219H228ZM96 221V220H95ZM102 221V220H101ZM100 221V223H103V221L101 222ZM111 221V220H110ZM122 221V220H121ZM126 221V220H125ZM58 222V221H57ZM56 222V223H57ZM223 222V221H222ZM226 222V221H225ZM55 223V225H57ZM59 223V222H58ZM96 223H98V221H96ZM100 223H98V224H100ZM115 223V222H114ZM142 223V222H141ZM224 223V222H223ZM103 224H105V222L103 223ZM112 224V223H111ZM121 224V223H120ZM123 224V223H122ZM150 224V223H149ZM228 225V226H226V227H224L225 225ZM223 225V230L224 231H221L222 233H223V236H224V234L225 235H227L226 234V231H227V233L229 232L227 229H231L229 226H230V224H226V223H224ZM233 224V222H231V225ZM41 225V224H40ZM110 225V224H109ZM101 226V225H100ZM107 226V225H106ZM116 226V225H115ZM144 226V225H143ZM148 225L146 224V226H144V227H146V228H144L143 227V229H145V231L147 232V230H148V228H149V226L147 227ZM55 227V226H54ZM74 227V226H73ZM110 227V226H109ZM122 227H124V225L122 226ZM233 227V226H232ZM41 228V227H40ZM45 228V227H44ZM116 228H117V226H116ZM141 228V227H140ZM226 228V229H225ZM234 228V227H233ZM112 229V228H111ZM147 229V230H146ZM54 230V229H53ZM52 230V231H53ZM73 230V229H72ZM127 230V229H126ZM133 230V229H132ZM135 230V229H134ZM136 230H137V228H136ZM135 230V231H136ZM150 230H151V228H150ZM220 230V229H219ZM134 231V232H135ZM235 231V230H234ZM129 232V231H128ZM230 232H232V231H230ZM54 233V232H53ZM75 233V232H74ZM74 233L72 234V235H74ZM112 233H114L113 231H112ZM111 233V234H112ZM121 233V232H120ZM124 233V232H123ZM137 233V232H136ZM144 233V232H143ZM148 233V232H147ZM29 234H30V232H29ZM55 234V233H54ZM117 234V233H116ZM118 234H119V232H118ZM129 234V233H128ZM152 234V233H151ZM150 234V235H151ZM28 235V234H27ZM124 235V234H123ZM129 235H131V234H129ZM137 235V234H136ZM153 235H152V238H153ZM54 236V235H53ZM113 236V235H112ZM116 236H118V235H116ZM121 236V235H120ZM148 236H149V233H148ZM220 236H221V233H220ZM218 237V236H217ZM216 237V235H215V237L214 238H217ZM228 237V236H227ZM232 237H233V235H232ZM18 238V237H17ZM70 238V237H69ZM73 238V237H72ZM80 238V237H79ZM149 239H150V236L148 237ZM151 238V239H152ZM118 239V238H117ZM138 239V238H137ZM218 239V238H217ZM234 239V238H233ZM69 240H71V239H69ZM120 240H121V238H120ZM123 240H125V238L123 239ZM131 240V239H130ZM153 240V239H152ZM223 240V239H222ZM95 242H97L96 240H94ZM115 241V240H114ZM132 241V240H131ZM131 241H129V242H131ZM219 241V240H218ZM82 242V241H81ZM124 242H126V241H124ZM149 242V241H148ZM153 242V241H152ZM224 242V241H223ZM93 243V242H92ZM118 243V242H117ZM127 243V242H126ZM126 243H125V245H126ZM151 243V242H150ZM122 244V243H121ZM149 244V243H148ZM217 245H218V243H216ZM227 244V243H226ZM70 245V244H69ZM93 245V244H92ZM114 245V244H113ZM118 245V244H117ZM120 245V244H119ZM225 245V244H224ZM38 246V245H37ZM94 246H95V243H94ZM100 246V245H99ZM105 246V245H104ZM110 246V245H109ZM108 245H107V247H109ZM150 246H151V244H150ZM157 246V247H158ZM216 246V245H215ZM75 247V246H74ZM96 247H98V245H96ZM120 247H124V245H122V246H120ZM128 247H129V245H128ZM148 247V246H147ZM218 247H220V245L218 246ZM225 247V246H224ZM113 248V247H112ZM119 248V247H118ZM124 248H126V246L124 247ZM123 248V249H124ZM148 248H150V249H152L151 247H148ZM156 248V247H155ZM228 248V247H227ZM230 248V247H229ZM100 249H101V247H100ZM103 249V248H102ZM108 249V248H107ZM120 249V248H119ZM66 250V249H65ZM95 250H96V248H95ZM94 250V251H95ZM99 250V249H98ZM105 250V249H104ZM118 250V249H117ZM127 250V249H126ZM133 250V249H132ZM132 250H131V254H133V252H132ZM138 251H139V249H137ZM137 250H136V252H137ZM195 250H198V253L195 251ZM216 250H217V248H216ZM215 250V251H216ZM223 250H224V248H223ZM20 251V250H19ZM194 251H195V253L197 254V256H194ZM24 252V251H23ZM46 252V251H45ZM114 252V251H113ZM117 252H119V251H116V252H114V253H117ZM148 252V251H147ZM92 253V252H91ZM99 253H100V251H99ZM140 253V252H139ZM142 253V252H141ZM144 253H146V252H144ZM149 253H151V252H149ZM216 253H217V251H216ZM216 253H215V255H216ZM81 254V253H80ZM82 254H83V252H82ZM102 254V253H101ZM111 254V253H110ZM109 254V255H110ZM125 255H126V253H124ZM129 254V253H128ZM156 254H157V252H156ZM159 254V253H158ZM212 254H213V252H212ZM97 255V254H96ZM105 254H104V252H103V256H104ZM124 255V256H125ZM130 255V254H129ZM135 255V254H134ZM136 255H138V253L136 254ZM136 255H135V257H136ZM143 255V254H142ZM146 255V254H145ZM82 256H84V255H82ZM91 256V255H90ZM102 256V257H103ZM111 256V255H110ZM117 256V255H116ZM121 256V255H120ZM120 256H118L119 258H120ZM127 256V255H126ZM126 256H125V259H126ZM133 256V255H132ZM132 256H130V258L132 257ZM147 257L149 256V255H146ZM85 257V256H84ZM89 257V256H88ZM112 257V256H111ZM111 257H109V258H111ZM142 257V256H141ZM149 257H151V256H149ZM156 258H157V256H155ZM222 257L223 256H221V259H222ZM79 258L81 259V257L79 256ZM78 257H77V259H79ZM85 258H87V255H86V257ZM91 258V257H90ZM89 258V259H90ZM95 258V257H94ZM97 258V257H96ZM99 258V257H98ZM103 258H107V257H103ZM129 258V257H128ZM79 259V260H80ZM88 259V260H89ZM117 259V258H116ZM142 259V258H141ZM79 260H78V262H75L74 261V263H76V264H78L79 263ZM103 260V259H102ZM106 260V259H105ZM110 260V259H109ZM118 260V259H117ZM116 260V261H117ZM134 260V259H133ZM135 260H137V259H135ZM134 260V261H135ZM152 260H153V257H152ZM223 260V259H222ZM82 261H84V260H82ZM104 261V260H103ZM112 260H110V262H111ZM116 261H114V262H116ZM119 261V260H118ZM129 261V260H128ZM130 261H131V259H130ZM139 261H140V259H139ZM146 261V260H145ZM47 262V261H46ZM59 262V261H58ZM89 262V261H88ZM108 262V261H107ZM124 262V261H123ZM126 262V261H125ZM144 262V261H143ZM147 262H149V261H147ZM84 264H85V262H83ZM132 263V262H131ZM146 263V262H145ZM87 264V263H86ZM114 264H116V263H114ZM127 264V263H126ZM133 264H135V263H133ZM141 264H144V263H142L141 262ZM148 264V263H147ZM150 264H151V262H150Z\"/></svg>",
	"mask_w": 264,
	"mask_h": 264
}]
</instances>
